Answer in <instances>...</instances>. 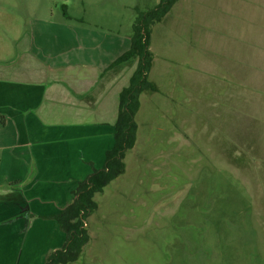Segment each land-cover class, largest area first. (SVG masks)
Returning a JSON list of instances; mask_svg holds the SVG:
<instances>
[{
	"label": "rangeland",
	"instance_id": "1",
	"mask_svg": "<svg viewBox=\"0 0 264 264\" xmlns=\"http://www.w3.org/2000/svg\"><path fill=\"white\" fill-rule=\"evenodd\" d=\"M159 2L0 0V52L47 35L63 5L124 41ZM150 52L125 173L95 195L70 264H264V0H179Z\"/></svg>",
	"mask_w": 264,
	"mask_h": 264
},
{
	"label": "crops",
	"instance_id": "2",
	"mask_svg": "<svg viewBox=\"0 0 264 264\" xmlns=\"http://www.w3.org/2000/svg\"><path fill=\"white\" fill-rule=\"evenodd\" d=\"M73 20H52L47 35L24 33L10 57L0 52V264H45L63 247L66 235L48 217L103 168L120 94L138 66H114L133 32L122 41L120 32Z\"/></svg>",
	"mask_w": 264,
	"mask_h": 264
},
{
	"label": "trees",
	"instance_id": "3",
	"mask_svg": "<svg viewBox=\"0 0 264 264\" xmlns=\"http://www.w3.org/2000/svg\"><path fill=\"white\" fill-rule=\"evenodd\" d=\"M178 1L160 0L155 8L141 12L133 25L130 50L114 62L116 66L132 60L138 61L130 85L120 94L119 116L114 126V146L107 151L103 168H93V172L79 183L74 191V201L66 205L60 213L48 217L58 222L66 235V242L62 248L48 254L45 264H70L80 258L89 241L85 223L97 209L95 195L103 193L106 187L125 173L124 159L136 141V114L140 108V95L148 90H155L149 81L153 61L150 52L151 29L166 17ZM66 8V5H63L64 16L69 18Z\"/></svg>",
	"mask_w": 264,
	"mask_h": 264
}]
</instances>
